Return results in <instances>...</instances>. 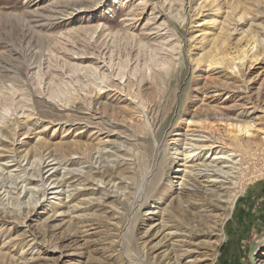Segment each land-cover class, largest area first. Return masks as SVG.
Instances as JSON below:
<instances>
[{
	"label": "rangeland",
	"instance_id": "rangeland-1",
	"mask_svg": "<svg viewBox=\"0 0 264 264\" xmlns=\"http://www.w3.org/2000/svg\"><path fill=\"white\" fill-rule=\"evenodd\" d=\"M9 124L15 136L4 142L18 155L43 148L73 160L124 143L136 155L119 169L132 163L144 190L166 146L218 138L235 166L214 218L198 211L224 239L201 235L189 256L250 264L252 243L264 238V0H0V127ZM82 185L77 198L47 195L26 219L0 211V264H153L138 234L154 205L148 192L122 205L115 189ZM160 209L184 224L181 211ZM118 212L123 231L112 247ZM262 252L264 244L255 264Z\"/></svg>",
	"mask_w": 264,
	"mask_h": 264
},
{
	"label": "bare ground",
	"instance_id": "bare-ground-1",
	"mask_svg": "<svg viewBox=\"0 0 264 264\" xmlns=\"http://www.w3.org/2000/svg\"><path fill=\"white\" fill-rule=\"evenodd\" d=\"M11 126L9 124L7 127H0L1 212L10 211L18 215L26 212L24 219L29 218L35 208L43 205L41 199L47 195H54L59 201L62 196L77 198L80 193L78 187L83 186L82 184L88 188H94V190H99L100 187L102 190L115 189L120 198L119 201L123 203L122 205L130 203L134 193L135 195L142 194L145 191L154 199L153 203L151 202L154 205L144 214L146 218L142 219L143 225L138 227V234L140 235L139 240L142 241L141 245L142 243H149L151 251L149 261L153 264H195L196 260L190 259L191 256H189L195 250V248L192 249L194 245L192 240L201 235L213 236L217 234L218 239L212 243L218 244L224 239L221 233V222L218 225L220 228L215 227V222L214 226L211 227L204 222V215L201 214L203 211H198L200 209L205 210L208 212V219L214 218L215 215H212V212L219 208L217 204L222 200V191L227 188L225 185L228 176L232 174L231 171L235 166L234 155L221 152V148L216 145L218 138L211 135L198 136L196 140L187 141L184 139L185 143H182L184 145L182 150L177 147L178 142L173 140L171 147L166 146L164 148L160 167L153 175L151 183L144 190V182L138 183L135 171L131 168L132 163L126 164L123 170L119 169L121 161L118 160L124 162L125 159L134 158L136 155L134 150L129 149L130 147L127 148L124 143L119 146H107L96 150L94 156L82 154L73 160L67 159L64 154L61 155L43 148H35L30 152L27 151L18 155L16 148L11 143L6 144L4 142L8 138L7 136H15ZM230 145L233 148L240 146L236 137L230 138ZM108 149H113L111 150L113 153H119L117 158L105 154L104 151ZM217 149L218 151H215ZM210 152L212 153L209 155ZM205 153L206 155L203 156L206 158L199 160L200 155ZM74 155L78 154L74 153ZM110 157L117 160L112 162ZM173 159L176 161V165H174L176 169L172 171L173 178L171 177L172 179L169 180L168 169L170 168L168 167L173 163ZM197 161L199 162L197 163ZM188 163H190L189 166H184ZM83 165L87 166L85 170L80 167ZM182 165L183 168L181 169ZM10 168H13L17 173L13 174ZM162 176H167L166 184L159 183ZM116 180L121 185L120 187H118L119 184L115 185ZM190 197H195L200 204L196 206L189 203L186 198ZM86 202L84 204L87 207L93 203L90 200ZM165 204L171 210L167 211L170 214L173 210H179L183 213L181 218L184 224L171 219L170 221L169 217L164 218L165 214L161 212L160 206ZM74 208L70 209L73 211ZM229 213L230 210H227L224 215L228 216ZM116 214L118 217L114 219L118 222L112 225L116 232L112 247L117 246L116 239L123 231L121 225L123 214L119 212ZM156 215L159 216L158 223H149V220ZM73 218L78 221L77 223H83L89 219L86 212ZM198 226L203 228L206 226L209 231L197 232L195 229ZM34 243L30 248H35ZM152 254L155 255L152 257ZM256 261V264H264V252L258 255ZM126 263L128 264L127 261Z\"/></svg>",
	"mask_w": 264,
	"mask_h": 264
},
{
	"label": "water",
	"instance_id": "water-1",
	"mask_svg": "<svg viewBox=\"0 0 264 264\" xmlns=\"http://www.w3.org/2000/svg\"><path fill=\"white\" fill-rule=\"evenodd\" d=\"M264 235H262L261 237H263ZM264 244V238L261 239V241L259 243L254 242L252 243L250 249H249V260H250V264H255V253L257 248L261 245Z\"/></svg>",
	"mask_w": 264,
	"mask_h": 264
},
{
	"label": "crops",
	"instance_id": "crops-1",
	"mask_svg": "<svg viewBox=\"0 0 264 264\" xmlns=\"http://www.w3.org/2000/svg\"><path fill=\"white\" fill-rule=\"evenodd\" d=\"M263 216V217H262ZM261 218L263 219V221H264V214L263 215H261Z\"/></svg>",
	"mask_w": 264,
	"mask_h": 264
}]
</instances>
